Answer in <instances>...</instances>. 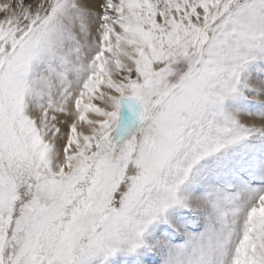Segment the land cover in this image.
<instances>
[{
	"label": "snow or ice",
	"instance_id": "1",
	"mask_svg": "<svg viewBox=\"0 0 264 264\" xmlns=\"http://www.w3.org/2000/svg\"><path fill=\"white\" fill-rule=\"evenodd\" d=\"M0 264H264V0H0Z\"/></svg>",
	"mask_w": 264,
	"mask_h": 264
}]
</instances>
